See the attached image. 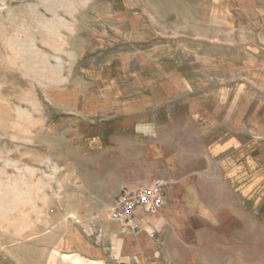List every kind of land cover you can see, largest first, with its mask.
Returning <instances> with one entry per match:
<instances>
[{
	"label": "crops",
	"instance_id": "crops-1",
	"mask_svg": "<svg viewBox=\"0 0 264 264\" xmlns=\"http://www.w3.org/2000/svg\"><path fill=\"white\" fill-rule=\"evenodd\" d=\"M166 2L187 3L168 6L166 17L176 26L180 13L184 26L152 35L186 41L142 42L124 54L122 75L108 79L101 109L87 115L95 122L80 130L82 158L97 169L109 203L65 228L56 248L62 264H227L248 223L252 234L254 204L264 205V38L209 36L210 27L264 31V0ZM139 23L143 31L142 14ZM157 178L167 182L162 209H139L134 231L107 219L123 187Z\"/></svg>",
	"mask_w": 264,
	"mask_h": 264
},
{
	"label": "rangeland",
	"instance_id": "rangeland-1",
	"mask_svg": "<svg viewBox=\"0 0 264 264\" xmlns=\"http://www.w3.org/2000/svg\"><path fill=\"white\" fill-rule=\"evenodd\" d=\"M166 1L0 0V264H62L56 248L65 228L108 206L97 169L82 158L80 130L94 125L87 115L101 109L108 79L122 75L124 54L137 53L142 42L186 41L152 35L184 26L180 13L176 26L166 17L168 6L187 3ZM216 29L210 27V38H264L260 27ZM262 210L254 204L252 234L248 223V237L238 238L225 263L264 264Z\"/></svg>",
	"mask_w": 264,
	"mask_h": 264
},
{
	"label": "built area",
	"instance_id": "built-area-1",
	"mask_svg": "<svg viewBox=\"0 0 264 264\" xmlns=\"http://www.w3.org/2000/svg\"><path fill=\"white\" fill-rule=\"evenodd\" d=\"M166 185L164 179L157 178L152 185L139 189L123 187L110 207L107 219L119 223L124 229L136 230L137 224L134 219L139 209L155 213L164 207Z\"/></svg>",
	"mask_w": 264,
	"mask_h": 264
}]
</instances>
